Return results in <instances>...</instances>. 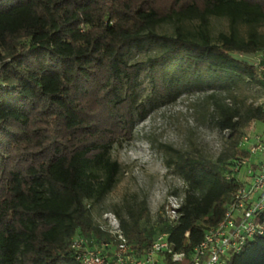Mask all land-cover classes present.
<instances>
[{"label":"trees","instance_id":"1","mask_svg":"<svg viewBox=\"0 0 264 264\" xmlns=\"http://www.w3.org/2000/svg\"><path fill=\"white\" fill-rule=\"evenodd\" d=\"M210 17L231 27L218 43ZM193 21L196 28L185 27ZM167 24L173 33H159ZM240 24H264V0H0V264H78L85 248L102 244L111 260L117 240L94 226L89 202L117 184L122 169L112 147L130 139L145 116L141 73L148 71L151 93L160 98L212 90L234 77L264 86L254 64L220 48L245 43ZM248 44L260 48L257 32L251 30ZM150 48L158 54L131 62ZM257 53L264 65V49ZM233 119L219 125L236 139ZM252 119L264 122V109ZM240 144L220 166L175 151L193 194L156 236L141 226L145 211L130 223L121 219L133 254L143 256L166 233L190 264L244 186L235 169L249 152ZM76 239L85 240L83 248L73 247ZM228 264H264V234Z\"/></svg>","mask_w":264,"mask_h":264},{"label":"rangeland","instance_id":"2","mask_svg":"<svg viewBox=\"0 0 264 264\" xmlns=\"http://www.w3.org/2000/svg\"><path fill=\"white\" fill-rule=\"evenodd\" d=\"M199 22H186V28L194 29ZM210 34L218 43L219 35L231 34L226 18H209ZM251 30L257 32L260 48L248 44ZM174 26L163 25L159 33L172 34ZM238 38L244 44L232 43L231 47L220 48L240 58L255 63L257 53L264 49V24L254 27L237 26ZM157 48L144 53H134L131 62L146 61L158 54ZM260 73V72H259ZM138 103L146 110L143 119L134 123L130 139L120 140L111 150V158L121 166L117 184L98 203L89 202L90 215L94 226L104 231L112 224L124 220L127 223L138 218L145 211L141 226L146 233L154 236L159 229L174 219L172 210L184 204L186 197L193 194L183 180L175 151L183 157L221 165L227 160L244 137L261 136L264 146V122L252 119L257 108L264 109V86L247 78L234 77L205 89L182 93L174 97H157L151 93L148 71L141 73L138 83ZM233 116L238 123L239 136L232 138L229 129L222 128L219 121ZM254 143L251 140L250 145ZM264 161V151L253 156L252 163Z\"/></svg>","mask_w":264,"mask_h":264},{"label":"built area","instance_id":"3","mask_svg":"<svg viewBox=\"0 0 264 264\" xmlns=\"http://www.w3.org/2000/svg\"><path fill=\"white\" fill-rule=\"evenodd\" d=\"M254 66L264 73L261 55L255 58ZM251 140L254 143L250 145ZM240 147L249 152V158L237 161L235 171L243 180L244 186L235 196L234 202L229 206L226 216L220 224L209 230L203 242L196 249L190 264H228L230 257L237 254L242 247L255 236L264 234V161L252 163L253 156L264 151L261 136L255 138L244 137ZM175 215L171 222L178 219L177 209L172 210ZM117 240V249L111 260L104 256L107 245L102 244L78 255V264H186L187 256L184 252L174 250L169 241V234H160L150 249L143 255L133 254L129 241L122 232L118 223L112 224L108 231ZM85 240L76 239L73 247L83 248ZM166 261L168 263H166Z\"/></svg>","mask_w":264,"mask_h":264}]
</instances>
